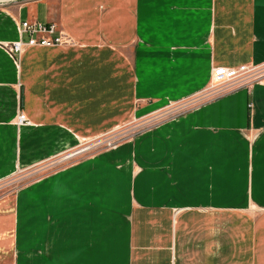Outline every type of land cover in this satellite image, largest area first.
Masks as SVG:
<instances>
[{
    "label": "crops",
    "instance_id": "0c3cea01",
    "mask_svg": "<svg viewBox=\"0 0 264 264\" xmlns=\"http://www.w3.org/2000/svg\"><path fill=\"white\" fill-rule=\"evenodd\" d=\"M24 22L56 24L51 37L64 34L69 43L27 46ZM19 41L24 51L14 58L0 47V125L23 114V126L59 131L76 145L131 120L139 105L154 115L170 100L198 98L158 124L156 151L142 150L157 159L142 172L134 203L131 183H110V205L117 209L123 199L129 207L121 264H264V76L210 93L215 68L264 67V0L0 5V45ZM97 166L80 160L61 169L60 182H36L29 206L44 194L63 226L68 218L57 195L81 191L99 200L101 184L91 179ZM20 206V192L0 197V264H17Z\"/></svg>",
    "mask_w": 264,
    "mask_h": 264
},
{
    "label": "rangeland",
    "instance_id": "374dc122",
    "mask_svg": "<svg viewBox=\"0 0 264 264\" xmlns=\"http://www.w3.org/2000/svg\"><path fill=\"white\" fill-rule=\"evenodd\" d=\"M9 43L4 42L0 47L5 50L4 44ZM241 83V80L237 82L236 89L240 88ZM197 99L180 102L170 100L154 115L141 113L139 105L131 120L108 134L76 145L71 140L65 143L67 136L64 133L59 135V131L45 133L23 126L16 120L0 125V169L5 167L4 173L0 175V197L9 193L21 194L17 264H121L123 256L119 241L127 229L129 207L123 199L118 201L120 206L117 209L110 205V183H131L134 203V195L142 193V172L157 159L155 152L151 159L142 155V150L156 151V139L151 137L161 133L158 124L178 114V110L183 109V103L192 101L198 105ZM158 113L161 115L155 116ZM173 132L174 128L166 131ZM142 140L145 142L142 143ZM121 155L124 158L117 163L119 160L115 159ZM109 159L115 161L113 167L106 165ZM80 160H96L99 166L98 174L91 178L101 184L99 200H89L86 192L83 195L81 191L58 194L63 197L62 216L68 218L63 226L59 207H46L44 194H41L40 198L43 199H38L37 204L29 206L30 186L36 182L38 188L44 187L46 183L60 182L61 169ZM97 203L99 206H96ZM93 214L98 218H94ZM111 235L117 241L114 247L111 245ZM80 236L84 239H80ZM85 240L86 245L83 246L81 243ZM94 253L98 261L94 259Z\"/></svg>",
    "mask_w": 264,
    "mask_h": 264
},
{
    "label": "built area",
    "instance_id": "2783aa9c",
    "mask_svg": "<svg viewBox=\"0 0 264 264\" xmlns=\"http://www.w3.org/2000/svg\"><path fill=\"white\" fill-rule=\"evenodd\" d=\"M23 33H28L31 38L28 41L27 46H55L66 45L69 43L64 34L58 37H51L56 33L58 27L56 24L45 25L41 23H28L24 22L21 25ZM38 35V37H34ZM4 49L7 54L14 58L16 55H21L24 51V44L22 41L4 44ZM264 76V67L255 66H241L238 68H215L212 74V86L210 88L211 95L217 96L225 94L237 88V82L241 80L239 87L248 86L254 81L261 79ZM18 123L24 125L28 124L26 116L21 114L18 118Z\"/></svg>",
    "mask_w": 264,
    "mask_h": 264
},
{
    "label": "water",
    "instance_id": "95a60500",
    "mask_svg": "<svg viewBox=\"0 0 264 264\" xmlns=\"http://www.w3.org/2000/svg\"><path fill=\"white\" fill-rule=\"evenodd\" d=\"M18 1H25V0H3V1H0V5H4V4L12 3V2H18Z\"/></svg>",
    "mask_w": 264,
    "mask_h": 264
},
{
    "label": "bare ground",
    "instance_id": "6f19581e",
    "mask_svg": "<svg viewBox=\"0 0 264 264\" xmlns=\"http://www.w3.org/2000/svg\"><path fill=\"white\" fill-rule=\"evenodd\" d=\"M0 1H3V0H0Z\"/></svg>",
    "mask_w": 264,
    "mask_h": 264
}]
</instances>
